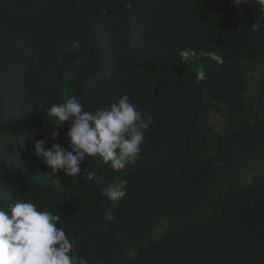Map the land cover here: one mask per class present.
<instances>
[{"label": "trees", "instance_id": "obj_1", "mask_svg": "<svg viewBox=\"0 0 264 264\" xmlns=\"http://www.w3.org/2000/svg\"><path fill=\"white\" fill-rule=\"evenodd\" d=\"M247 2L0 0V207L59 215L89 264H264V27L251 30L264 18ZM181 49L204 55L182 63ZM125 94L153 120L136 163L86 156L80 176L51 174L34 145L67 148L70 122L48 108ZM117 179L127 195L105 222L101 189Z\"/></svg>", "mask_w": 264, "mask_h": 264}, {"label": "clouds", "instance_id": "obj_2", "mask_svg": "<svg viewBox=\"0 0 264 264\" xmlns=\"http://www.w3.org/2000/svg\"><path fill=\"white\" fill-rule=\"evenodd\" d=\"M232 3L235 7L248 4L247 0H232ZM255 4L264 18V0H255ZM262 27L264 24L254 22L251 30L259 31ZM178 54L182 63H192L194 58L204 55L194 49H181ZM208 56L223 63V58L215 53ZM205 77L203 70L197 71L196 83ZM83 109L75 97H69L63 103L52 104L47 110L55 126L70 122L66 133L67 148L58 143L46 147L44 140L34 145L36 155L43 158L51 174L63 170L65 176H80V165L86 156L99 157L114 172L134 165L145 141V132L153 123L152 117H144L127 94L95 112ZM52 135L55 139L59 132L54 131ZM94 175L83 172L89 181ZM101 195L111 202V207L104 210L105 222L114 221L113 210L127 195V181L115 180L101 189ZM59 222V215L40 211L32 202L17 201L7 209L0 207V264H89L86 258L75 254V241L57 226Z\"/></svg>", "mask_w": 264, "mask_h": 264}, {"label": "rangeland", "instance_id": "obj_3", "mask_svg": "<svg viewBox=\"0 0 264 264\" xmlns=\"http://www.w3.org/2000/svg\"><path fill=\"white\" fill-rule=\"evenodd\" d=\"M252 72H254V75H256V73H257V69H254ZM249 88H250V90L251 91H253L254 90V85L252 84V83H250L249 84ZM217 108H221V110L219 111H215V113H213L212 115H211V124L215 127V128H218L219 127V125H220V123L222 122V115H223V113L225 112V108L224 107H222L221 105H218V107ZM260 167H264V164L262 163L261 165H260Z\"/></svg>", "mask_w": 264, "mask_h": 264}]
</instances>
